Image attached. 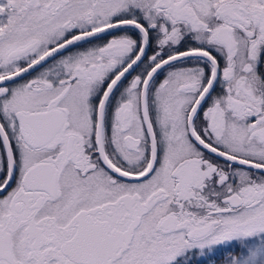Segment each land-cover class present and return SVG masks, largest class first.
<instances>
[{
	"label": "snow or ice",
	"instance_id": "snow-or-ice-1",
	"mask_svg": "<svg viewBox=\"0 0 264 264\" xmlns=\"http://www.w3.org/2000/svg\"><path fill=\"white\" fill-rule=\"evenodd\" d=\"M0 264H264V0H0Z\"/></svg>",
	"mask_w": 264,
	"mask_h": 264
}]
</instances>
